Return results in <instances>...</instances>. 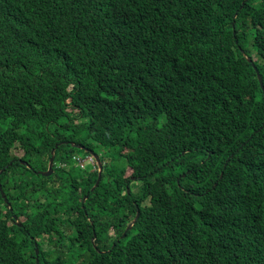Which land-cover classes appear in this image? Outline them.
<instances>
[{"label":"trees","instance_id":"trees-1","mask_svg":"<svg viewBox=\"0 0 264 264\" xmlns=\"http://www.w3.org/2000/svg\"><path fill=\"white\" fill-rule=\"evenodd\" d=\"M0 180V264H264V0H0Z\"/></svg>","mask_w":264,"mask_h":264},{"label":"clouds","instance_id":"clouds-1","mask_svg":"<svg viewBox=\"0 0 264 264\" xmlns=\"http://www.w3.org/2000/svg\"><path fill=\"white\" fill-rule=\"evenodd\" d=\"M248 60L252 61L251 57H248ZM167 121H168L167 117L159 116V122L161 124H165V123L167 124L168 123ZM13 124H15V123H13ZM15 125H17V124H15ZM160 128H161V126L157 127L156 129H154L152 131H157ZM68 142L69 141L66 140V141H62V142L57 143V144L61 145L63 143L66 144ZM16 143H19V142L16 141L15 144ZM56 145L54 147V148H56L55 149V158H56V150H57V147L59 146L58 145L56 147ZM78 147L82 148L83 146L79 145ZM16 149H17V151H20L21 154H18V153L16 154ZM53 149H52V151H53ZM85 149H86V152H88V154L78 155V156H75L74 158L78 161V164L80 167L86 168V169L90 170L91 172L97 171V180L94 183V185L91 187V191H94L100 185V183L103 179V171H104V167H105V162L101 159L99 152H96L95 150L91 149L90 147L85 148ZM25 153H26V148L24 146H22L21 144H17L13 150V154L16 155L17 158L22 159V160H20V162L23 165H26L27 167L32 168L33 169L32 171L34 173L39 174V175H43V176H50L53 174L54 166H55V159H54V163H53V172L50 175L43 174V172H46L49 170V162H50V158L52 155L49 158L47 168L35 169V168H33V165L31 163H29L26 159H23ZM120 162L125 163L124 160H120ZM12 163H13V161L10 164H12ZM101 166H102V170H101ZM3 170L1 172H3ZM100 171H101V180H100L99 184L97 186H95L97 181H98ZM187 173L188 172H184L179 176V178L177 179L178 184L180 183V179L185 177L187 175ZM222 174H223V172H222ZM128 176H130V184L131 185L127 186V192L130 194L132 191V188L137 190V187H134V185L138 186V185L142 184L144 181H142V179L136 175H131V173L128 174ZM0 192L4 198L5 203H7L8 208L12 209V205L9 202V198L5 193V190L3 188L1 180H0ZM87 198H88V194L83 197V202H86ZM139 215H140V209H137V213H136L135 217L125 227L124 231L122 232L121 238H127L128 232L133 229L134 225L136 224V222L139 218ZM12 217L14 219V223H16L15 225H17V226L23 225L24 221H23V219L19 218L18 215L12 214ZM110 233L115 234V229L110 228ZM10 236H12V233L10 234ZM31 238L35 239L34 251H33V254L31 256V264H43V259L46 262L45 264H51V263L60 264V253L62 252V250H65V252H72V250L74 252H77L76 247H78V246L80 247V245L77 242L74 245L73 243L69 242L66 239L64 241H62V237L57 239V237L55 235H53V242H50V241L44 240V239L39 240V237H34V236H31ZM45 238H48V236H45ZM95 240H96V234L93 237V242H94L93 248H95L97 250V252L103 253L104 251L98 247V245L95 243ZM118 240H120V239H118ZM113 246H115V244ZM87 251L88 250L84 251V253ZM89 254L96 256V254L94 252H92L91 249H90ZM10 264H25V263H24L23 259L12 257L10 260Z\"/></svg>","mask_w":264,"mask_h":264},{"label":"water","instance_id":"water-1","mask_svg":"<svg viewBox=\"0 0 264 264\" xmlns=\"http://www.w3.org/2000/svg\"><path fill=\"white\" fill-rule=\"evenodd\" d=\"M258 77H259V80L262 82V76L259 75ZM262 85H263V83H262ZM58 145L59 144H57L56 147ZM55 149L56 148H54L53 151H52V156H51L50 162H49V170L46 171V172H43V174H45V175H50L53 172V163H54V159H55ZM101 170H102V166H101ZM100 180H101V171H100L99 178H98V181H97L95 186H97L99 184Z\"/></svg>","mask_w":264,"mask_h":264},{"label":"rangeland","instance_id":"rangeland-1","mask_svg":"<svg viewBox=\"0 0 264 264\" xmlns=\"http://www.w3.org/2000/svg\"><path fill=\"white\" fill-rule=\"evenodd\" d=\"M17 153H18V154H21V152H20V151H17V149H16V154H17ZM83 155H84V154H83Z\"/></svg>","mask_w":264,"mask_h":264}]
</instances>
